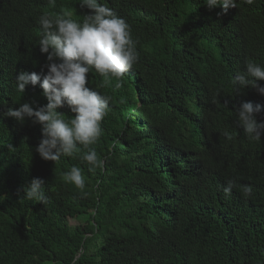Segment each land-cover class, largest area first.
<instances>
[{
	"label": "trees",
	"instance_id": "16d2710c",
	"mask_svg": "<svg viewBox=\"0 0 264 264\" xmlns=\"http://www.w3.org/2000/svg\"><path fill=\"white\" fill-rule=\"evenodd\" d=\"M100 2L130 25L139 58L119 88L88 74L111 97L91 146L102 164L89 171L83 146L45 161L40 126L3 114L47 103L39 85L15 86L20 71H47L39 16L67 8L82 20L87 10L81 0H0V264H264V136L250 142L235 113L264 96L232 84L246 60L264 64V0H237L226 15L205 0ZM73 166L83 189L64 180ZM34 178L45 181L43 203L24 198Z\"/></svg>",
	"mask_w": 264,
	"mask_h": 264
},
{
	"label": "clouds",
	"instance_id": "9594fccd",
	"mask_svg": "<svg viewBox=\"0 0 264 264\" xmlns=\"http://www.w3.org/2000/svg\"><path fill=\"white\" fill-rule=\"evenodd\" d=\"M246 4L254 0H244ZM55 7V0H48ZM208 10L221 7L226 15L230 8H237V0H205ZM81 9L87 10L82 18H74L70 9L63 8L59 13L43 12L38 18L41 34L38 46L41 53L47 54L46 73L20 71L15 78L16 90L24 93L27 86H37L43 90L47 103L34 108L30 103H21L18 108L10 107L3 114L23 123L30 119L41 128L42 138L36 146V152L45 161L57 162L62 156L71 157L83 146L87 151L80 159L89 166V171L100 167L95 145L101 135V122L109 110L111 97L88 86V74L93 70L104 78L106 84L115 78L116 87H121L125 73L138 61L136 41L132 37L130 25L118 16L106 3L100 0H81ZM264 80V64L246 60L244 70H238L232 78L236 93L251 87L264 96V86L258 81ZM67 107L74 114L72 118L58 111ZM238 125L243 128L250 142H259L264 136V122L258 117L264 113V105L243 102L236 110ZM223 135L231 140L232 134ZM10 151H14L8 145ZM64 180L78 189L85 187L82 170L71 167L64 173ZM41 178L31 180L25 189L24 198L45 202ZM236 187L235 180H229L223 191L225 197L231 195ZM246 197L251 196L250 185L240 186Z\"/></svg>",
	"mask_w": 264,
	"mask_h": 264
}]
</instances>
